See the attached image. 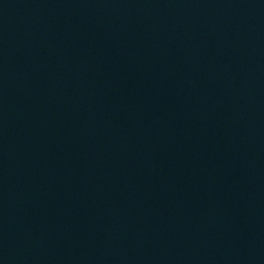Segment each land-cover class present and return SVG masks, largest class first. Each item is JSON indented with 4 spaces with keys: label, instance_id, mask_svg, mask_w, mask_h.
I'll return each instance as SVG.
<instances>
[{
    "label": "water",
    "instance_id": "95a60500",
    "mask_svg": "<svg viewBox=\"0 0 264 264\" xmlns=\"http://www.w3.org/2000/svg\"><path fill=\"white\" fill-rule=\"evenodd\" d=\"M0 264H264V0H0Z\"/></svg>",
    "mask_w": 264,
    "mask_h": 264
}]
</instances>
